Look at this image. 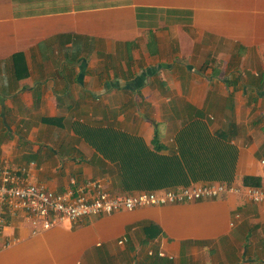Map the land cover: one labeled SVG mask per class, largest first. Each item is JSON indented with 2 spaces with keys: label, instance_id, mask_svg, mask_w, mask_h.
Returning <instances> with one entry per match:
<instances>
[{
  "label": "crops",
  "instance_id": "0c3cea01",
  "mask_svg": "<svg viewBox=\"0 0 264 264\" xmlns=\"http://www.w3.org/2000/svg\"><path fill=\"white\" fill-rule=\"evenodd\" d=\"M260 53L264 0H0V159L54 192L264 188V83L238 75ZM0 264H264V201L227 193L37 233L8 215Z\"/></svg>",
  "mask_w": 264,
  "mask_h": 264
},
{
  "label": "built area",
  "instance_id": "2783aa9c",
  "mask_svg": "<svg viewBox=\"0 0 264 264\" xmlns=\"http://www.w3.org/2000/svg\"><path fill=\"white\" fill-rule=\"evenodd\" d=\"M27 173L26 168L16 170L6 160L0 159V236L6 227L7 216L21 212L26 214L34 233H37L64 221L76 222L144 206L216 199L227 193L245 192L251 201H264V188L216 181L115 195L100 179L80 183L74 180L73 186L67 190L54 192L45 185L28 180ZM160 255L165 256V253L160 252Z\"/></svg>",
  "mask_w": 264,
  "mask_h": 264
},
{
  "label": "rangeland",
  "instance_id": "374dc122",
  "mask_svg": "<svg viewBox=\"0 0 264 264\" xmlns=\"http://www.w3.org/2000/svg\"><path fill=\"white\" fill-rule=\"evenodd\" d=\"M259 51L262 50V48H258ZM257 49V51H258ZM253 51V50H251ZM218 63V65H224L223 61H215V64ZM242 70L238 75L239 78H243V80H258L257 77H260L262 72H264V54L260 53V55H247L244 60L242 61ZM256 93H251V95H255Z\"/></svg>",
  "mask_w": 264,
  "mask_h": 264
},
{
  "label": "trees",
  "instance_id": "16d2710c",
  "mask_svg": "<svg viewBox=\"0 0 264 264\" xmlns=\"http://www.w3.org/2000/svg\"><path fill=\"white\" fill-rule=\"evenodd\" d=\"M240 76V75H239ZM241 78V77H240ZM258 79L260 78L261 79V81L264 83V73H262L261 74V76L260 77H257ZM263 88H264V86H262V87H260V90H263ZM250 177H246L245 178V180L248 182V181H250ZM249 184H250V182H249Z\"/></svg>",
  "mask_w": 264,
  "mask_h": 264
}]
</instances>
